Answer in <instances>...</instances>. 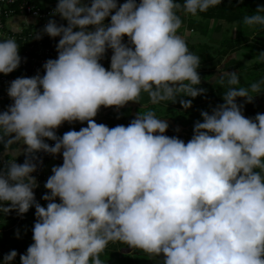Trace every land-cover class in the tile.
I'll return each instance as SVG.
<instances>
[{
  "label": "clouds",
  "instance_id": "9594fccd",
  "mask_svg": "<svg viewBox=\"0 0 264 264\" xmlns=\"http://www.w3.org/2000/svg\"><path fill=\"white\" fill-rule=\"evenodd\" d=\"M222 2L57 0L50 15L67 24L50 18L34 37H60L57 58L46 60L43 75L12 80V103L0 111V213L23 216L35 208L33 243L20 264H105L101 254L117 241L162 264H264V113L246 117L237 103H252L250 92L264 91V79L235 87L238 71L217 68L213 83L228 89L223 103L200 112L187 143L166 135L169 123L154 111L114 127L94 119L102 107L140 103L142 93L152 104L189 109L193 101L184 97L207 89L198 87L201 57L178 34L177 12L195 17ZM262 13L257 4L244 25L264 28ZM21 62L15 39H0V73ZM255 62L264 63V51ZM77 121L87 126L57 136L65 122ZM41 151L63 158L44 184L46 207L34 192ZM8 154L15 159L5 161ZM17 255L10 250L0 264Z\"/></svg>",
  "mask_w": 264,
  "mask_h": 264
},
{
  "label": "trees",
  "instance_id": "16d2710c",
  "mask_svg": "<svg viewBox=\"0 0 264 264\" xmlns=\"http://www.w3.org/2000/svg\"><path fill=\"white\" fill-rule=\"evenodd\" d=\"M179 3L183 4V0H178ZM257 4L264 5V0H243L242 3L236 4L235 0L232 3H229V0H223L221 5L210 8L207 12L198 13L197 16H191L190 14H185L183 11H178L177 15H186L185 23L188 29L201 31V35L205 34L207 31V25L205 23L206 19L218 20L223 19L228 23L235 22L237 24V34L234 39H223L222 41H218L219 49L213 53V46L204 42H189L187 41V45L189 51L199 55L201 57V67L205 66L216 59L218 57L225 56L228 52L235 50L241 43H247V47H251L252 55L259 56L261 51H264V41L258 39L256 36H264V28L260 26H256L252 33H243L242 28L245 26L243 23V18L246 15L256 14ZM264 14V13H263ZM183 16V15H182ZM110 19V17H109ZM256 35V36H253ZM217 42L216 40H214ZM249 43V44H248ZM234 61L229 60L223 71L230 70L233 66ZM242 65L240 62L236 64L238 68ZM200 67V68H201ZM250 71V72H249ZM248 71V78L242 76L239 73L240 83L235 87H249L253 82H259L264 79V63H254V65ZM227 79V78H225ZM262 90H264V84L261 85ZM227 89L224 91L226 92ZM222 93V92H221ZM264 94V91L261 92ZM250 95H257L256 93H251ZM253 99L252 103H245L242 101H237L238 104H244L243 114L246 117H254L257 113H264L263 109L257 105V101ZM242 100L243 98H237ZM223 100V99H222ZM174 109L170 112L171 117L175 120L173 123H169V129L165 133L168 136H178L181 138V132H185L190 136L193 135V126L195 119L188 121L187 124L182 122V118L187 114V111L182 108V106L177 102L174 103ZM149 107H157L153 105H149ZM156 112H159L156 110ZM160 113H162L160 111ZM167 113V112H166ZM191 114V113H190ZM119 117V118H117ZM135 115L131 112L130 108L124 107L119 111H110L107 114V118L105 122L99 121L98 123H104L109 127H114L118 124L127 125L131 119H133ZM201 121V120H200ZM177 128H181L179 132L176 131ZM182 139V138H181ZM48 190L45 187H41L35 192L36 200L42 205H47V201H44L41 197ZM56 202H59V198H57ZM34 206L30 208V210L22 216V218H18L16 211H11L10 218L7 220H0V229L3 230L0 234V247L2 248L3 254L0 252V260H2V256L7 254L10 250H17L18 253L26 251L27 247L33 243L32 241V227L34 226V221L36 219ZM4 216V215H3ZM9 217V216H8ZM7 217V218H8ZM1 219V218H0ZM19 230L20 238H16V231ZM118 247L115 243L110 242L104 252L101 254L100 258L105 264H116L120 260H126L129 257V254H124L120 252L121 248L125 244L117 241ZM119 250V251H118ZM139 255L146 257L147 254L141 252ZM19 256V255H17ZM157 262L158 264H162V258H150L147 263ZM12 264H20L18 261ZM129 264V263H128Z\"/></svg>",
  "mask_w": 264,
  "mask_h": 264
},
{
  "label": "built area",
  "instance_id": "2783aa9c",
  "mask_svg": "<svg viewBox=\"0 0 264 264\" xmlns=\"http://www.w3.org/2000/svg\"><path fill=\"white\" fill-rule=\"evenodd\" d=\"M123 3L124 0H118ZM57 0H0V39L13 38L20 46V55L22 57L21 65L18 69L10 74L0 73V111L6 110L8 105L12 103L7 95V89L12 80L17 77L25 76L31 77L38 72L40 75L44 74L42 65L47 59L57 58L56 44L60 37L51 38L44 34L41 39H34L35 33L42 31L47 21L55 19L58 24H67L66 20H61L59 14L51 16L52 9L56 7ZM109 18L105 23L109 22ZM12 22V24H10ZM91 28V26H90ZM27 58L26 61L23 58ZM105 68L109 65L107 54L100 61ZM98 123L97 119L94 118ZM87 122L80 123L73 129L79 130L81 127H86ZM45 142L49 145H54L55 141L45 138ZM42 158V164L33 175L37 177L39 187L34 189L36 192L44 186L47 178L52 174L51 168L54 165H61L63 163L62 154H57L55 157L43 151L37 153ZM5 161L15 159L14 156L3 157ZM24 156L17 158V163H23ZM24 215V214H23ZM18 218H22L18 215ZM3 232L0 229V234ZM0 252L3 254L2 248ZM20 252L19 254L25 253Z\"/></svg>",
  "mask_w": 264,
  "mask_h": 264
},
{
  "label": "rangeland",
  "instance_id": "374dc122",
  "mask_svg": "<svg viewBox=\"0 0 264 264\" xmlns=\"http://www.w3.org/2000/svg\"><path fill=\"white\" fill-rule=\"evenodd\" d=\"M263 14V13H262ZM183 15V16H182ZM179 15L182 23L186 19V15L182 14ZM186 24L184 26H181L179 31L184 32ZM213 27L208 29L205 34L201 35V31L198 30H191V33H188L190 35L185 36L187 38V41L189 42H206L208 44H211L213 46V53H215L219 49V44L218 41H222L223 39H234L237 34V24L235 22L231 23H226L223 28H220V30L217 29H212ZM254 28H249L247 26H244L242 28L243 33H252V30ZM185 35V34H184ZM256 36V35H253ZM256 37H264V36H256ZM216 40L217 42H215ZM249 44V43H248ZM247 43H241L237 49L232 50L231 52H228L225 56L223 57H218L215 61L202 66L201 68L198 69L200 75H201V84L198 85V87H203L207 89V92L203 95L197 96L196 98L192 97H184L185 99H192L193 103L192 106L189 109H186L187 114L182 118V122L184 124H187L188 121H191L192 119L195 120H203V118L200 115V112L202 110L209 111L211 113V109L215 107L217 104L223 103L222 100V95L225 93L224 91L227 89V86L221 87L219 84H214L213 79L216 75H219V72L217 68H219L221 71L224 70L227 62L229 60H233L234 63L233 66L230 70L226 71H232L236 70L238 73L242 74L243 77L248 78L249 76L248 71L251 69V67L254 65L255 59L258 56H253L252 55V49L251 47H247ZM240 62L242 65L238 68L236 67V64ZM250 72V71H249ZM228 90V89H227ZM222 92V93H221ZM257 96V105L261 107L264 111V98L263 94H258ZM255 96V97H256ZM237 101H244V98L242 100L237 99ZM185 110V109H184ZM191 113V114H190ZM174 118L172 117V122H174ZM181 129V128H180ZM185 138L191 139L192 136L189 134H185ZM116 245L118 247V244L116 242ZM123 248H128L127 245H124ZM119 251V250H118ZM142 251L140 250H129L127 253L124 254H129V257L126 260H120L116 264H158L157 262L153 261L151 263H147L149 257L146 255V257H143L139 255ZM146 254V253H145ZM18 261L20 263L19 256L15 258V260L12 263H15Z\"/></svg>",
  "mask_w": 264,
  "mask_h": 264
},
{
  "label": "crops",
  "instance_id": "0c3cea01",
  "mask_svg": "<svg viewBox=\"0 0 264 264\" xmlns=\"http://www.w3.org/2000/svg\"><path fill=\"white\" fill-rule=\"evenodd\" d=\"M206 25H207V30L211 27H213L212 29H217V30H220V28H223L224 25L228 22H226L225 20L223 19H218V20H212V19H206L205 21ZM10 24H12V22H10ZM186 23L183 22L182 23V26H184ZM191 30L192 29H188L186 26L184 28V37L187 36V35H190L188 33H191ZM207 32V31H206ZM183 31H179L178 30V34H181L182 35ZM187 40V38H185ZM124 41L127 42V37L125 36L124 38ZM107 57L109 59V65L107 66V68L110 67V57L112 55V51L111 49H108L107 52ZM149 105H155L157 107H149ZM124 107H127V108H130L131 109V112L136 116L138 113H140L141 115H143L144 113L148 112V111H154L157 118H161V119H165L167 120L168 123H173L172 122V117H171V114L170 112L175 108L173 103H171L170 101H161L160 103L158 104H152L149 100V97L147 95V93H142L141 94V98H140V103H135V102H129L126 106ZM123 107V108H124ZM121 109V108H120ZM120 109H116L114 107H110V108H101V110L99 111L98 115L95 117L97 119V121H102V122H105L106 121V118H107V114L108 112L110 111H119ZM156 110H158L159 112H156ZM160 111L162 113H160ZM167 112V113H166ZM78 124H80V122H74L72 124H69L67 122H65L61 127H59L57 130H56V134L57 136H62L63 133L69 131V130H72L75 126H77ZM180 134H183L184 136L185 133L184 132H181ZM187 138V137H186ZM13 147H15V145H13ZM20 147H26V145H20ZM3 152V146L0 145V153ZM6 156H13L11 154H8ZM19 157H23V155H20ZM44 186H42L43 188ZM4 215V216H3ZM11 214H5V213H0V220L4 221V220H7L9 219L11 216ZM9 216V217H8ZM8 217V218H7Z\"/></svg>",
  "mask_w": 264,
  "mask_h": 264
},
{
  "label": "water",
  "instance_id": "95a60500",
  "mask_svg": "<svg viewBox=\"0 0 264 264\" xmlns=\"http://www.w3.org/2000/svg\"><path fill=\"white\" fill-rule=\"evenodd\" d=\"M257 38L264 41V37H257ZM263 98H264V94H263ZM255 99H257V96L255 97ZM181 138L185 141V143H187L188 140H190V139H186L183 134H181ZM129 250H130L129 248H121L120 252L127 253Z\"/></svg>",
  "mask_w": 264,
  "mask_h": 264
},
{
  "label": "flooded vegetation",
  "instance_id": "af4514ba",
  "mask_svg": "<svg viewBox=\"0 0 264 264\" xmlns=\"http://www.w3.org/2000/svg\"><path fill=\"white\" fill-rule=\"evenodd\" d=\"M185 133V132H184ZM186 134V133H185ZM186 139H189V138H186Z\"/></svg>",
  "mask_w": 264,
  "mask_h": 264
}]
</instances>
